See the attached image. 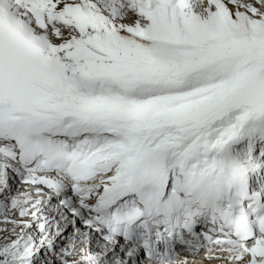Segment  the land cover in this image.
Wrapping results in <instances>:
<instances>
[{"label":"snow or ice","instance_id":"obj_1","mask_svg":"<svg viewBox=\"0 0 264 264\" xmlns=\"http://www.w3.org/2000/svg\"><path fill=\"white\" fill-rule=\"evenodd\" d=\"M0 264H264V0H0Z\"/></svg>","mask_w":264,"mask_h":264}]
</instances>
